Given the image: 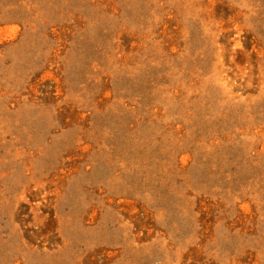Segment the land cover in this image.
<instances>
[{
  "label": "rangeland",
  "instance_id": "obj_1",
  "mask_svg": "<svg viewBox=\"0 0 264 264\" xmlns=\"http://www.w3.org/2000/svg\"><path fill=\"white\" fill-rule=\"evenodd\" d=\"M0 264H264V0H0Z\"/></svg>",
  "mask_w": 264,
  "mask_h": 264
}]
</instances>
